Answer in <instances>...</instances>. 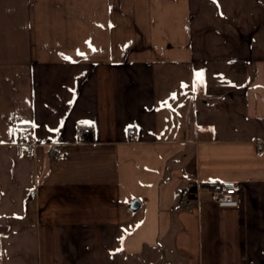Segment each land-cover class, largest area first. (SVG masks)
Returning a JSON list of instances; mask_svg holds the SVG:
<instances>
[{
	"label": "crops",
	"instance_id": "obj_1",
	"mask_svg": "<svg viewBox=\"0 0 264 264\" xmlns=\"http://www.w3.org/2000/svg\"><path fill=\"white\" fill-rule=\"evenodd\" d=\"M0 264H264V0H0Z\"/></svg>",
	"mask_w": 264,
	"mask_h": 264
},
{
	"label": "built area",
	"instance_id": "obj_2",
	"mask_svg": "<svg viewBox=\"0 0 264 264\" xmlns=\"http://www.w3.org/2000/svg\"><path fill=\"white\" fill-rule=\"evenodd\" d=\"M89 134L88 129L79 130L78 131V137L83 139ZM131 136V139L135 137V129H131L129 131V134ZM26 136L24 133H20L18 139V145L22 149L23 153H26L28 156H34L35 155V147L32 144H29L27 140L25 139ZM62 152L59 153V156H61ZM203 189L207 192V195L210 198V201H212L217 207L222 208H232L237 207L238 202L235 200V188L234 186H225L220 183H217L215 185L206 187L203 186Z\"/></svg>",
	"mask_w": 264,
	"mask_h": 264
},
{
	"label": "snow or ice",
	"instance_id": "obj_3",
	"mask_svg": "<svg viewBox=\"0 0 264 264\" xmlns=\"http://www.w3.org/2000/svg\"><path fill=\"white\" fill-rule=\"evenodd\" d=\"M214 2H215V0H214ZM78 55H81V53H77ZM62 58H64V59H69V58H67V57H62ZM196 78H197V84H200V83H202V80H203V73H197L196 74ZM173 99H175L176 97L175 96H173L172 97ZM52 131H56V130H52ZM122 242V241H121Z\"/></svg>",
	"mask_w": 264,
	"mask_h": 264
},
{
	"label": "water",
	"instance_id": "obj_4",
	"mask_svg": "<svg viewBox=\"0 0 264 264\" xmlns=\"http://www.w3.org/2000/svg\"><path fill=\"white\" fill-rule=\"evenodd\" d=\"M136 203V202H135ZM135 203L133 205H131L132 207L135 206Z\"/></svg>",
	"mask_w": 264,
	"mask_h": 264
}]
</instances>
